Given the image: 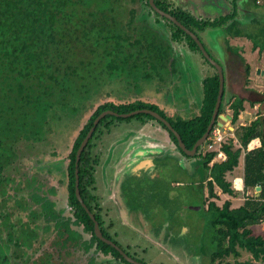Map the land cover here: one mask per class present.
I'll use <instances>...</instances> for the list:
<instances>
[{
  "label": "flooded vegetation",
  "instance_id": "1",
  "mask_svg": "<svg viewBox=\"0 0 264 264\" xmlns=\"http://www.w3.org/2000/svg\"><path fill=\"white\" fill-rule=\"evenodd\" d=\"M141 1L144 4H140L137 11L145 17L139 19L140 22L159 35L162 43L170 48L172 43L176 45L179 52L169 49L162 68L160 61L150 58L147 70L134 72L133 78L128 81H124L123 77L114 79L108 88L110 96L113 92L116 94L118 89L115 87L121 83L123 86L119 85L118 92L141 95L143 97L135 100L152 104L144 98L152 90L163 98L162 105L153 102L163 114L190 120L200 115L204 81L217 80L219 94L222 75L224 88L219 115L230 114L231 117L233 104L242 99L244 110L245 103H249L253 110L259 112L257 105L261 106V103L250 97L262 91L264 93V50L261 44L264 41V0H204L206 8L200 12L197 0L187 3L158 0L162 7L156 6L182 25L175 14L182 11L189 15L184 19L189 27L184 26L204 45L208 57L190 35L156 13L149 0ZM186 61L190 70L191 66L198 70L200 98L191 85L193 81L183 85V76L189 71ZM181 63L184 66L180 67ZM105 87L108 85L94 87L87 92L88 96H82L80 110L76 114L69 112L60 121L50 118L34 132L19 134L26 139L15 144V154L12 153L6 162L2 175L7 186H4L6 193L0 194V264H154L136 252L146 253V248L136 246L131 249L127 246L125 249L116 240L121 236L122 229L128 235L134 234L132 236L137 237V242H146L144 236L149 233L156 236L153 243H158L159 249L165 243L172 246L173 238L168 240L166 236H173L177 226L178 233L188 231L182 223L184 216L179 214H172L176 218L170 215L163 219L161 215L148 218L142 214L138 210L139 205L132 206L126 199L132 191L128 183L135 178L133 183L139 187L138 190L142 189L147 180L155 182L168 171L166 162H173L187 175L193 177L196 174L197 178H193L199 182L193 185L198 186L201 180L197 170L199 152L193 157L185 156L171 140L169 148L172 143L179 153L171 146L166 156L145 159L140 155L133 168L128 167L132 162L125 158L119 163L123 165L119 171L121 177H116L112 172L116 162L114 148L120 139L113 136V128L124 132L125 128L136 123L132 120L108 121L109 126H104L93 138L96 127L78 158V152L91 129L76 149L78 137L100 106L93 107L92 101ZM261 87L263 89L259 91ZM173 89H178L180 93L177 94L178 99L171 102L166 94L174 93ZM180 95L185 100H181ZM86 116L88 118L83 124ZM136 122L146 123L142 120ZM154 124L160 126L156 122ZM201 148L200 152L204 153V146ZM83 154L86 157L82 172L87 168L89 176L88 183L82 184L80 163ZM138 172L142 177L138 176ZM179 186L186 185L180 183ZM152 223L159 229L154 230Z\"/></svg>",
  "mask_w": 264,
  "mask_h": 264
},
{
  "label": "trees",
  "instance_id": "2",
  "mask_svg": "<svg viewBox=\"0 0 264 264\" xmlns=\"http://www.w3.org/2000/svg\"><path fill=\"white\" fill-rule=\"evenodd\" d=\"M155 2L158 7H162L158 0ZM133 4L137 6L144 3L141 0H0L1 195L6 193L4 186H7L2 180L4 166L11 154H15V144L26 139L19 134L34 132L50 118L60 121L69 112L76 114L80 110L82 96L87 95V92L102 84L111 85L114 79H121L126 70L132 71V74L140 69L147 70L150 58L160 61V67H163L169 49H172L168 44L162 43V40L152 43L155 51L158 50L154 57L146 54L138 55L137 59L131 57L130 45H126L129 42L125 32L127 26H140V31L147 30L151 37L157 36L135 17L138 9L133 8ZM175 15L189 27L184 22L188 14L180 11ZM261 42L264 50V41ZM218 89L217 80L204 81V100L200 115L190 120L168 117L158 106L140 100L106 102L91 115L78 137L76 149L101 113L112 110L118 114H127L140 109H151L167 119L180 134L186 148L191 150L208 129ZM124 96L119 98L123 99L121 97ZM232 111V124L235 125L244 111V100H237ZM133 119L156 122L167 131L177 149L186 156L167 127L147 114L127 119L108 115L99 123L93 138L104 126H109L108 121L123 122ZM235 137L240 147L235 146L233 139L224 144L222 151L227 157L225 161L212 164L217 152L204 154L200 152L202 148L197 155V170L203 176L201 180L199 178L198 185L202 208L210 214V224L215 233L216 249L210 260L211 264H254L249 261L225 262L230 256L240 258L242 251H246L253 259L264 264V233H256L253 229L264 224V116L257 117L246 126L238 127ZM256 139H260L261 147L248 150L249 144ZM243 151L245 192L255 193L258 187L261 190L249 196L238 208H232L231 200L219 206L212 201L218 198L216 187L223 194L237 195L227 175L239 166ZM85 157L83 154L80 163L82 184L88 183L89 176L87 168L82 172ZM210 178L207 183L209 202L206 204L204 181ZM198 182L196 180L194 184Z\"/></svg>",
  "mask_w": 264,
  "mask_h": 264
},
{
  "label": "rangeland",
  "instance_id": "3",
  "mask_svg": "<svg viewBox=\"0 0 264 264\" xmlns=\"http://www.w3.org/2000/svg\"><path fill=\"white\" fill-rule=\"evenodd\" d=\"M131 6L133 8H137L139 4L137 6L134 4ZM262 12L264 13V11ZM143 16L145 17V15ZM135 17L138 18V20L139 19L143 20L144 18L142 17L141 13L139 14V12H137V15ZM134 20L136 21V19ZM146 20L149 21V18L146 17ZM125 32L127 33L126 36L129 39V42H127L126 45L128 46L130 45V49L132 52V56H131L132 58L137 59L138 55H144V54L151 55L153 57L157 55L158 50L155 51V49L152 47V43L161 42V38L159 37V35H157L156 38H154V36L151 37V33H148L149 31L148 32L147 30L140 31V26L138 27L132 26L131 28L130 26H127L125 29ZM154 39H156V41H154ZM186 63L187 64L185 66L189 68V69L187 68V70L189 71H186L185 75L183 76V80H182L183 85H186L188 82L193 81L191 85L196 88L198 98H200L199 96H202V95L199 90V85H200L199 80L200 79H199L198 70L195 69L194 66H191V70H190L189 62L186 61ZM182 66L184 65L181 63L180 67ZM122 75H123L124 81H128L130 78H133L132 71H129V70H126V72ZM110 86L111 85H108V87L102 88L103 90L99 94H97V96H95V99L92 101L93 107L97 108L99 105H102L103 103L110 102V101L120 103V101L126 98H127V101L125 102H132L136 98L143 97L137 94L127 95L126 93H123L121 91L118 92L120 90L119 84L116 87L113 86V88L115 87L118 90L116 94H114L113 92V96H110L108 94V88ZM258 89L259 91H262L263 87L258 88ZM151 91L149 90L147 92V95L148 93H150L151 95H157V93L151 92ZM173 92L174 93L166 94L168 95L166 96V98L170 100L171 102L174 99L177 100L178 99L177 94L180 93L178 89L176 90L173 89ZM121 95H125L124 97H121L123 99L119 98ZM180 97H181V100H185L183 95L182 96L180 95ZM250 99L253 101H257V103L258 102L261 103V106L257 105V107H259L258 108L259 113H263L264 112V93L263 91L260 94L256 93L254 95H251ZM152 104H154L153 101H152ZM245 105H246V110L249 111L250 114L244 115L245 118L244 120H242L243 122L245 120L248 121V119H253L254 117H256L255 115L256 113H254L255 110H253L254 107H252L249 103H245ZM87 118L88 116L85 117L83 124L86 123ZM132 121H134L135 123L137 119H133ZM237 126L240 127L239 122H237L235 125H232V127H234L235 129ZM115 128H113L115 132L113 136H115L116 139L117 138L121 139L127 136L126 134H124V132H126L125 130L123 132L122 129L115 130ZM143 128L148 130V128L146 127H143ZM159 131L154 133V135H156V133L158 135L152 138L146 139L148 140V142L145 143V147H147L146 148L147 150L145 149L146 153H149L150 150L152 149V146H150L152 144L151 141H153V139L155 140V138L159 139L158 146H159V149L161 148V152H165L166 149L170 152L171 151L170 148L172 146L176 150V152L179 153L177 149L172 145V143L170 144V148H169V144L167 141H170V140H169V135L167 131L164 130L163 127H160ZM122 132L123 134H121ZM229 134L231 135L230 132ZM164 142H166V144H164ZM208 150H209V146H208V143H206L204 145L203 151L207 153ZM117 154H119V152H117ZM166 166H169V169L168 171L164 172L163 176L159 180H156L155 182H150L147 180L146 183L148 184H146V186H144L143 188V191H144L143 195L140 192H136L134 194L131 192V195H127L126 199H128V201L131 203L132 206H135L136 197H139V198L143 197V199H145L146 201L145 211H146V216L148 218L149 216L157 217L158 215H161L160 217H162L163 219L167 216H170V215L172 216V214H176V215L179 214L180 216H184L185 221H182V223H184L188 227V231L185 233L184 232L178 233L179 226H177L176 231H174V234H172L173 236L171 235L166 236L168 237L167 238L168 240L173 238L171 241L172 246H167L166 243L162 245L163 244L162 243L161 244L162 247L160 249L157 246L158 243H153V240L156 238V236H153L150 233L147 236H144L146 238L145 239L146 242H139V241L137 242L136 241L137 237L132 236L134 234L130 235L131 233H129L128 235V232L122 229L120 232L121 236H119V238H126L129 241H120L119 238H117L116 240L124 248L127 246H130L131 249L135 248L136 246L146 248L147 250L146 253L144 252L139 253L138 251L136 252L140 256L142 255V257H145L146 259L147 258L150 259V261H152L154 264H211V262L209 261L210 260L209 258L216 249V245L214 242L215 233L210 224V214H208L202 208L203 205H202V196L200 193L201 192L200 188L198 186L193 185L194 183H196L195 178H197V176L195 174V176H193L195 178H193L190 175H187L186 171L183 172L182 169L181 168L179 169L176 163H173V162H166ZM242 175H243V165L240 161L238 168H236L232 173H229V175L227 176V179L228 181H232L234 177L236 176L240 177ZM198 176L200 178L203 177L202 174L200 173ZM208 181L209 179L207 181H204V185H205L204 200L207 199L206 204H208L209 202L208 200L209 194H208V188H207ZM180 183L186 186H179ZM217 191H220V190H217ZM212 200L215 201L219 206H222L225 201L231 200L232 208H237L244 203V197L242 193H237L236 196L220 194L218 198H215ZM180 216L178 217L179 219L181 218ZM172 217L176 218L175 215H173ZM173 226L175 227V225ZM118 228L120 229L119 226ZM152 228L154 230L159 229L157 225L155 226L153 225ZM256 228L254 230L256 233L263 232L262 230H257ZM136 231H138V229ZM162 234L163 232L161 231V235ZM150 246H153V247L151 248ZM236 261H242V262L249 261L254 264H262L261 262H258L255 259H253L252 255L246 251H242V255L238 259L233 256H230L225 259V262L234 263Z\"/></svg>",
  "mask_w": 264,
  "mask_h": 264
},
{
  "label": "crops",
  "instance_id": "4",
  "mask_svg": "<svg viewBox=\"0 0 264 264\" xmlns=\"http://www.w3.org/2000/svg\"><path fill=\"white\" fill-rule=\"evenodd\" d=\"M172 48L176 53L179 52L177 50V46L174 45L173 43H172ZM174 48H176V49H174ZM185 65H186V63H185ZM144 98L147 101L157 102V103H160L162 105L163 100H162L161 95H159V94L151 95L150 93H148V95L144 96ZM120 103H125V102H120ZM254 113H256L255 114L256 117H254L253 119H248V121L245 120L243 122L242 120H244V118H245L244 115L250 114V112L247 111L245 108V110L243 112H241L239 120H238V122L240 123V126H246V125L250 124L252 121H254L255 119H257V117H259L261 115L264 116V112L259 113V112L255 111ZM222 116L225 117L227 115L222 114ZM229 116H230V114H229ZM231 117H232V115H231ZM219 122L222 123V126L220 125V127L223 128L225 133L229 134V132H230L231 133V135L229 134L230 136H232V135L235 136V130L237 129L238 126L236 127V129L234 127H232V125H233L232 124V118H231V120L219 119ZM135 123H136L135 125H131V127L125 128V131H126L125 134L127 136L124 138H121L120 141L115 145L114 150H116L115 151L116 162L113 164V171L112 172L114 175H116V177H118V176L121 177V174H119V171L123 165H119V163L125 158H127L128 160H130L132 162L131 166H128V167L133 168L132 166L135 164V162H136L135 160L136 159L138 160V157L140 155H141V157H145V159H147V158H152V157H156L159 155L166 156L165 154L169 153V151L166 148H165L166 149L165 152H161V148L159 149V146H158V140H159L158 138H155V140L153 139V141H151L152 144L150 146H152V149L150 150L149 153H146L145 149L147 147H145V143L148 142V140H146V139L152 138V137L158 135L157 133H156V135H154V133L158 132L160 127L156 126L154 123H147V122L146 123L135 122ZM226 124H227V126H226ZM133 127H135V128H133ZM143 127L148 128V130L143 128ZM169 139H170V137H169ZM170 141H171V139H170ZM170 141H167L168 144ZM164 144H166V142H164ZM249 145H251V147H253L255 145H257V146L250 148V149L248 146V150L258 149L261 147V141H260V139H256V140H253ZM119 146H121V147H119ZM114 150H112V152ZM117 152H119V154H117ZM244 157H245V152H243V154L240 158V161L243 165V175H244ZM219 162H221V161H219ZM228 175H229V173H228ZM138 176L142 177V174L138 172ZM131 180H133V181L128 183L130 185L131 189L132 190H138L139 187H137V185L135 183H133L135 178H133ZM210 180H211V178L209 179V181ZM142 190H143V188L139 189L138 192L140 191V193L143 195L144 191H142ZM217 192H219V191H217ZM256 192H259V191H257V189H256ZM249 193H250V196L255 194V193H251V191ZM137 216H139V214ZM256 227H254L253 229L255 230V228H256L257 230H262L263 232H260V233H264V224L260 225V226H256Z\"/></svg>",
  "mask_w": 264,
  "mask_h": 264
},
{
  "label": "water",
  "instance_id": "5",
  "mask_svg": "<svg viewBox=\"0 0 264 264\" xmlns=\"http://www.w3.org/2000/svg\"><path fill=\"white\" fill-rule=\"evenodd\" d=\"M179 1L187 3V2H194L195 0H179ZM213 1H216V0H213ZM197 2L200 5V7L198 9V12H200L201 10L205 11L206 3L204 2V0H197ZM149 3H150L151 7L154 9V11L156 13H158L159 15L169 19L175 25L180 27L184 32H186L188 35H190L197 42V44H198L200 50L202 51V53L206 57H208V54H207V52L205 50L204 45L198 40V38L195 36V34H193L189 29H187L184 25H182L175 17H173L170 14L160 10L155 4V0H149ZM223 88H224V84H223V78H222V75H221L220 91H219V94H218L217 103H216V106H215V109H214V112H213V115H212L211 122H210V124L208 126V129H207L206 133L196 142V144L194 145L193 149H191V150L186 148L185 144L182 141V138H181L180 134L173 128V126L164 117H162L160 114H158L155 111L148 110V109H141V110L133 111L131 113H127V114H118L116 112H113V111L109 110V111H105V112L101 113L97 117V119L94 121L93 127L91 128L90 132L88 133L84 143L82 144V146H81V148H80V150L78 152V158H79L84 146L87 144L88 140L91 138L93 132L95 131V129L98 126V124L103 120V118H105L108 115H113L115 117L127 119V118L135 117V116L140 115V114L150 115L153 118H155L156 120H158L161 123H163L167 127V129L176 137L178 145H179V148L187 156L193 157V156H195L198 153L199 148H201V147H203L205 145V143L208 140V137H209L210 133L214 129V126L215 125H217L219 127H220V125L222 126V123H220L218 121V119L231 120V118H232L229 115H227L225 117L222 116V115H219V110H220V106H221V103H222ZM125 101H127V98L123 99L120 102H125ZM260 190H261V188L258 187L257 191H260ZM131 192L134 194V193L138 192V190H132ZM77 194L79 196V191H77ZM136 204L140 206V208H138V210H141V213L146 215V211H145L146 201H145V199H143V197H140V198L136 197Z\"/></svg>",
  "mask_w": 264,
  "mask_h": 264
},
{
  "label": "built area",
  "instance_id": "6",
  "mask_svg": "<svg viewBox=\"0 0 264 264\" xmlns=\"http://www.w3.org/2000/svg\"><path fill=\"white\" fill-rule=\"evenodd\" d=\"M229 136H228V133H225L224 130L221 128L215 127V129L212 130V132L209 136V139H208L209 143L207 142L208 146H209L208 152H217V156L215 157L212 164L216 161H225L227 159L226 155L222 151V147L224 144L228 143V141H230L231 139H233L235 146L240 147L235 136L234 135H232L230 137ZM255 146H257V145H255ZM255 146H253V147H255ZM253 147H251V145H249V149L253 148ZM230 182L232 183V189L236 193H242L243 194L244 201L250 196L249 192L248 193L245 192L244 175L240 176V177L236 176ZM217 190H220L219 187L215 188V192L218 196L220 194H223L221 190L219 192H217Z\"/></svg>",
  "mask_w": 264,
  "mask_h": 264
}]
</instances>
